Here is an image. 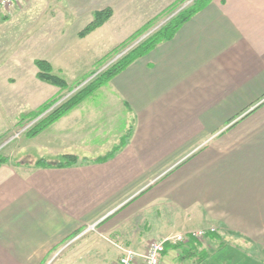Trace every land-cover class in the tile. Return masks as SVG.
<instances>
[{
  "label": "crops",
  "instance_id": "1",
  "mask_svg": "<svg viewBox=\"0 0 264 264\" xmlns=\"http://www.w3.org/2000/svg\"><path fill=\"white\" fill-rule=\"evenodd\" d=\"M35 138L36 156L0 166V264H44L93 223L71 257L118 259L212 227L206 238L226 246L211 262L239 247L264 254V0H211ZM65 154L78 162L35 165ZM202 248L170 244L161 264H192Z\"/></svg>",
  "mask_w": 264,
  "mask_h": 264
},
{
  "label": "rangeland",
  "instance_id": "2",
  "mask_svg": "<svg viewBox=\"0 0 264 264\" xmlns=\"http://www.w3.org/2000/svg\"><path fill=\"white\" fill-rule=\"evenodd\" d=\"M193 1L22 0L1 13L0 154L20 160L36 156L39 139L35 137L38 134L29 136L28 130L43 115L31 120L30 113L50 100L59 99L58 105L70 98ZM108 7L114 11L110 20L80 38L79 32L92 21L94 11ZM137 33L135 38H130ZM36 59L49 61L53 73L63 77L69 87L61 89L40 80ZM96 231L97 228L78 241ZM106 241L102 246L111 248L112 242ZM200 241L202 250L214 254L220 252V242H212L206 237ZM69 242L70 239L65 241L44 264H109L116 260L117 252L113 249L102 254V250L80 251V258H73ZM235 250H227L215 260L223 264H264V254L257 248ZM229 259L232 262L227 263Z\"/></svg>",
  "mask_w": 264,
  "mask_h": 264
},
{
  "label": "trees",
  "instance_id": "3",
  "mask_svg": "<svg viewBox=\"0 0 264 264\" xmlns=\"http://www.w3.org/2000/svg\"><path fill=\"white\" fill-rule=\"evenodd\" d=\"M211 0H194L192 4L180 10L175 16H173L165 25L159 28L157 31L149 35L145 38L141 43H139L136 47L131 49L127 54L123 55L121 58L112 63L109 67H107L102 72L98 73L95 77H93L89 82L79 88L74 94L64 100L60 104H56L59 99L50 100L44 103L38 110L33 111L31 114V120L42 117L38 120L37 123L34 124L32 128L28 130L29 136H36L40 133L41 130L47 128L49 125L60 119L62 116L70 112L74 109L79 103H81L85 98L94 94L100 87L108 84L118 73L123 71L126 67H128L132 62L136 59L141 58L147 55L150 51H152L159 43L163 41H167L172 39L178 30L189 21L197 12L202 10L205 6H207ZM113 9L108 7L102 10H96L93 13L92 21L79 32V37L84 38L94 32L96 29L102 27L110 18L113 16ZM142 30V29H141ZM141 33V31H140ZM136 35L131 36L130 38H135ZM127 42V41H126ZM115 49L114 51H116ZM35 64L37 65L38 78L42 81H45L49 84L60 87L61 89H66L69 87L68 82L61 77L60 75L53 73L52 64L44 59H36ZM94 74V73H92ZM129 134H127L124 139L116 145L108 154L95 159L94 161H102L107 160L113 154H115L121 147L124 146L125 142L128 140ZM11 160L10 157L0 154V166L2 164L8 163ZM79 157L74 154H65L62 155L58 161L52 163L47 161L44 158H41L35 162L36 166H57V167H66L71 166L77 163ZM181 244V243H179ZM176 244V245H179ZM170 244L166 246L167 247ZM225 244L223 243L219 251L225 248ZM201 246L196 247L198 250ZM165 250V251H166ZM205 249H203L204 251ZM202 252V251H201ZM201 252L196 251L197 259L192 264H215L211 262L209 259L214 253H208L204 251V256H199ZM195 254V252H194ZM188 257L190 255L187 254Z\"/></svg>",
  "mask_w": 264,
  "mask_h": 264
},
{
  "label": "built area",
  "instance_id": "4",
  "mask_svg": "<svg viewBox=\"0 0 264 264\" xmlns=\"http://www.w3.org/2000/svg\"><path fill=\"white\" fill-rule=\"evenodd\" d=\"M22 0H0V14L7 11L14 5L20 3ZM97 223L89 224L79 232L75 237H73L70 243H74L79 240V238L86 235V233L96 230ZM216 231L215 228L209 229H199L191 231L188 233L170 234L159 239L151 240L147 248L144 251H138L133 248H121L122 253L118 259H116L112 264H161L166 246L168 244H179L184 243L191 238L202 239L207 236L208 233Z\"/></svg>",
  "mask_w": 264,
  "mask_h": 264
},
{
  "label": "water",
  "instance_id": "5",
  "mask_svg": "<svg viewBox=\"0 0 264 264\" xmlns=\"http://www.w3.org/2000/svg\"><path fill=\"white\" fill-rule=\"evenodd\" d=\"M121 56V55H120ZM60 102V101H59Z\"/></svg>",
  "mask_w": 264,
  "mask_h": 264
}]
</instances>
